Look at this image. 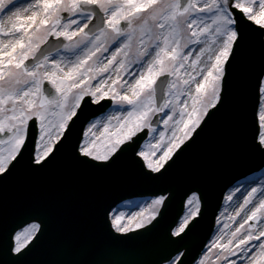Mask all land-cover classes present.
<instances>
[{
  "label": "snow or ice",
  "instance_id": "obj_1",
  "mask_svg": "<svg viewBox=\"0 0 264 264\" xmlns=\"http://www.w3.org/2000/svg\"><path fill=\"white\" fill-rule=\"evenodd\" d=\"M224 130L252 162L215 201L203 176L178 192L185 155ZM124 161L147 198L99 189L71 226L45 200L8 208L12 186ZM161 225L149 259L90 244ZM0 264H264V0H0Z\"/></svg>",
  "mask_w": 264,
  "mask_h": 264
},
{
  "label": "water",
  "instance_id": "obj_2",
  "mask_svg": "<svg viewBox=\"0 0 264 264\" xmlns=\"http://www.w3.org/2000/svg\"><path fill=\"white\" fill-rule=\"evenodd\" d=\"M105 176V175H104ZM103 176V177H104ZM106 177V176H105ZM205 192H206V188H205ZM30 198H32V196H30ZM162 226H164V225H161V226H159L157 229H154L153 231H151V232H149V233H143V234H141V235H138V236H134V237H130L129 239L130 240H142V239H145V238H147L148 236H150L153 232H156L158 229H161V227ZM160 248H162V247H164L165 246V244H166V242L163 240V237H161V239H160ZM121 248H123V249H125L126 251H127V253H128V258L129 259H131V260H138V258H137V256L136 255H134L132 252H130L129 250H128V248L126 247H123V246H121ZM145 257H148V255H146Z\"/></svg>",
  "mask_w": 264,
  "mask_h": 264
},
{
  "label": "rangeland",
  "instance_id": "obj_3",
  "mask_svg": "<svg viewBox=\"0 0 264 264\" xmlns=\"http://www.w3.org/2000/svg\"><path fill=\"white\" fill-rule=\"evenodd\" d=\"M255 175H258V172H256V173L248 176V178H253ZM145 198H147V197H144V198H136V199L141 200V199H145Z\"/></svg>",
  "mask_w": 264,
  "mask_h": 264
}]
</instances>
